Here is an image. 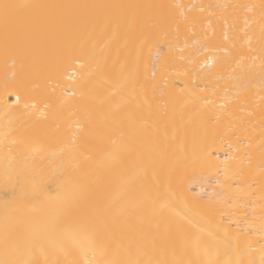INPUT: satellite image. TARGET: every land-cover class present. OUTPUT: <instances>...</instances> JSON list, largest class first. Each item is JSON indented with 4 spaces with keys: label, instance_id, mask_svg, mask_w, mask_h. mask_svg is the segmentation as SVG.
Masks as SVG:
<instances>
[{
    "label": "bare ground",
    "instance_id": "6f19581e",
    "mask_svg": "<svg viewBox=\"0 0 264 264\" xmlns=\"http://www.w3.org/2000/svg\"><path fill=\"white\" fill-rule=\"evenodd\" d=\"M261 166L264 0H0V264H264Z\"/></svg>",
    "mask_w": 264,
    "mask_h": 264
},
{
    "label": "rangeland",
    "instance_id": "374dc122",
    "mask_svg": "<svg viewBox=\"0 0 264 264\" xmlns=\"http://www.w3.org/2000/svg\"><path fill=\"white\" fill-rule=\"evenodd\" d=\"M259 169H264V168H262V166H261Z\"/></svg>",
    "mask_w": 264,
    "mask_h": 264
},
{
    "label": "snow or ice",
    "instance_id": "6c2138e0",
    "mask_svg": "<svg viewBox=\"0 0 264 264\" xmlns=\"http://www.w3.org/2000/svg\"><path fill=\"white\" fill-rule=\"evenodd\" d=\"M5 7H7V5H5Z\"/></svg>",
    "mask_w": 264,
    "mask_h": 264
}]
</instances>
